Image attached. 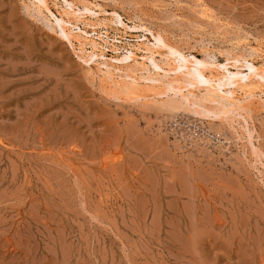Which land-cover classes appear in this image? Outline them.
Here are the masks:
<instances>
[{"label": "rangeland", "instance_id": "obj_1", "mask_svg": "<svg viewBox=\"0 0 264 264\" xmlns=\"http://www.w3.org/2000/svg\"><path fill=\"white\" fill-rule=\"evenodd\" d=\"M26 1L0 0V264H264V97L213 117L218 103L199 109L179 92L127 95ZM67 1L103 9L96 31L111 41L144 34L109 25L117 14L187 57L264 63V0ZM62 2L47 3L57 18ZM173 101L184 106L168 114Z\"/></svg>", "mask_w": 264, "mask_h": 264}, {"label": "bare ground", "instance_id": "obj_2", "mask_svg": "<svg viewBox=\"0 0 264 264\" xmlns=\"http://www.w3.org/2000/svg\"><path fill=\"white\" fill-rule=\"evenodd\" d=\"M48 1L28 0V3L32 6H35L38 12L41 13V11H45L48 15H50L49 18L51 17V19L56 22V24L58 25V28L56 29H58V32L60 31L62 40H64L68 44V46L73 48L74 40L78 43L79 55L78 52H76L77 59L86 68H88V70H91L92 67L95 66L97 68L96 76L102 83L111 85L113 88L122 91L127 95H134L135 93L138 94V91L143 92L146 91V89H148V93L149 90L153 89V93H155L153 95L156 98L158 96L163 97V94H168L167 92L169 91H173V93L177 92V94L179 92L186 103L184 102V100H180H182L186 105L189 102L199 109L200 107L203 108L206 106L204 105V103H218V106H216L217 108H212L213 106L209 107V105L206 106L208 107L207 111L205 109L206 113L209 114L208 116L212 114L213 117L217 115L215 114L216 112H214L216 110L219 112H217L218 114L222 115H225L229 110H239L240 112L241 109L246 108L241 105L243 104V102L246 104L248 101L250 104V101H262V98L264 97V63L257 66L254 64L255 62H253L254 59L248 61L246 59L248 57H237V55L235 57L234 55V63L232 62L233 65L228 68L230 64L228 63V59L227 61L225 60L227 63L225 62V64L222 63L223 65H216L214 63H208L204 59L200 60L197 58V56L191 55L187 57L184 55L182 50L181 52L176 46L170 45L168 41L166 42L165 38L161 35L162 33H154L152 30L138 25L129 27L117 14L111 15V19L107 21L108 23H110L109 25H113L117 29L123 30L124 33L130 31L135 33L143 32L144 34L142 35V40H139L140 36H136L135 41L130 40L123 43L122 38H119L117 40V38L114 37L111 41L106 32L101 33L102 31H96V28L106 27V24L102 23L98 19L100 14L104 13L102 11L103 9H99V11H97L96 8L98 7V5L96 7V5H93L92 2H85L86 4L88 3V5L84 3V6L82 7V9H80L79 7L75 8V5L77 6V4H73L71 2H68L67 0H62L64 1V3H62L65 5L63 16L65 18H72L75 23L81 22V24H84L86 27L89 26L93 28L92 34L84 31V29L82 30L80 27H77L75 23L73 24L71 19L64 20L63 16L61 15L60 18H57L49 10L47 6ZM27 7H29V5H27ZM33 11H35V9ZM87 22H92L93 24H89ZM147 36L150 37V40L147 38ZM130 42H135V44H137L131 45ZM110 43V47L112 46L113 48L110 49L113 53L116 54V56L111 57L109 60H107L104 51H106L105 46H109ZM122 44H127L130 49L125 48L126 45H123L124 53H118L121 48L117 45ZM245 47L247 48V46ZM249 51L252 52L250 53V55H258V51L255 49H250ZM261 51L259 52L261 53ZM137 52H140L142 55L138 57ZM156 57L169 60V63L171 61L173 63L172 67H170L169 69V66L167 65V70H164L163 66H161V62L160 65L156 62ZM133 64L140 66L141 69L131 67V65ZM147 64H152L153 67L157 70L154 75L152 74V71L151 74H149ZM236 64L241 65L237 67L238 65ZM219 68L223 69V71H218ZM141 71H146L147 76H141ZM244 71H247V73H244ZM138 73L141 75H139ZM161 77L162 79L166 78L167 80L165 79L166 81L163 80V82L161 81ZM159 78L161 80H159ZM204 84H206L207 86H205ZM157 88H163V91H159V93L155 92L154 89ZM202 89L204 94L202 93L203 95L201 97H199L201 95L200 94L198 98H196L197 96L195 97L194 91L196 90L200 92L202 91ZM184 90L186 93L184 92ZM146 92H143L145 93V95H138L139 97L144 98L145 101L146 98L150 97V94H146ZM170 101H172V99ZM170 101L168 100L166 101V103ZM176 102L178 103V101ZM166 103H163L167 108L165 112H177L178 109L180 111L183 105H181V101H179V106L175 104V102L173 104ZM226 105H228V107H226ZM190 107L192 108V106H189V108ZM184 109H182L181 111H183ZM194 111V113H197L195 108ZM183 112H185V110ZM170 113L168 112V114Z\"/></svg>", "mask_w": 264, "mask_h": 264}]
</instances>
